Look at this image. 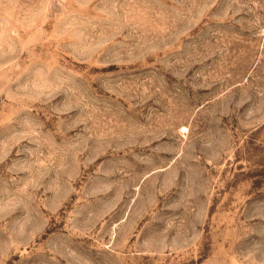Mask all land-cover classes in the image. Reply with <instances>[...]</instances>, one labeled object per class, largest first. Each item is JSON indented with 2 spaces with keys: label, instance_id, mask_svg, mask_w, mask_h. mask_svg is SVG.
<instances>
[{
  "label": "rangeland",
  "instance_id": "rangeland-1",
  "mask_svg": "<svg viewBox=\"0 0 264 264\" xmlns=\"http://www.w3.org/2000/svg\"><path fill=\"white\" fill-rule=\"evenodd\" d=\"M0 264H264V0H0Z\"/></svg>",
  "mask_w": 264,
  "mask_h": 264
}]
</instances>
